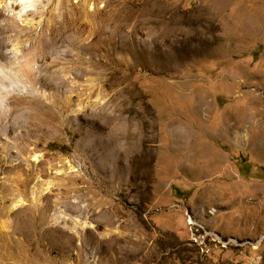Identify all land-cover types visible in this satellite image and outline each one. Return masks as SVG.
I'll use <instances>...</instances> for the list:
<instances>
[{"label": "rangeland", "instance_id": "1", "mask_svg": "<svg viewBox=\"0 0 264 264\" xmlns=\"http://www.w3.org/2000/svg\"><path fill=\"white\" fill-rule=\"evenodd\" d=\"M0 70V264H264V0L0 3Z\"/></svg>", "mask_w": 264, "mask_h": 264}, {"label": "bare ground", "instance_id": "2", "mask_svg": "<svg viewBox=\"0 0 264 264\" xmlns=\"http://www.w3.org/2000/svg\"><path fill=\"white\" fill-rule=\"evenodd\" d=\"M36 1L37 0H1L0 3L3 4L5 8H12L13 5H19L21 7V12H24L28 9L34 8ZM0 86L3 88V90H6V92H8L9 87H14V86L21 88L22 90L24 89V87L21 85V83L16 77H9L8 75L2 73L1 70H0ZM33 160L35 163L39 161L38 158L35 156L33 157ZM18 205H22V204L18 203ZM18 205H14L12 209L16 208Z\"/></svg>", "mask_w": 264, "mask_h": 264}]
</instances>
